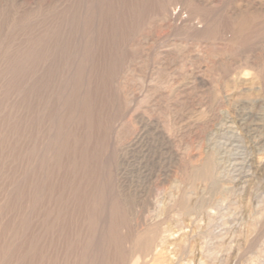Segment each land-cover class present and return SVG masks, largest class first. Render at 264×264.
Masks as SVG:
<instances>
[{"label": "rangeland", "instance_id": "1", "mask_svg": "<svg viewBox=\"0 0 264 264\" xmlns=\"http://www.w3.org/2000/svg\"><path fill=\"white\" fill-rule=\"evenodd\" d=\"M256 115L264 0H0V264H264Z\"/></svg>", "mask_w": 264, "mask_h": 264}, {"label": "bare ground", "instance_id": "2", "mask_svg": "<svg viewBox=\"0 0 264 264\" xmlns=\"http://www.w3.org/2000/svg\"><path fill=\"white\" fill-rule=\"evenodd\" d=\"M13 1V0H12ZM40 2V1H39ZM15 5V4H14ZM107 8V7H106ZM35 17V16H34ZM86 33V32H85ZM75 46V45H74ZM100 47V46H99ZM190 48V47H189ZM56 54V53H55ZM77 54V53H76ZM62 56V55H61ZM68 58V57H67ZM56 60H57V58H56ZM108 60V59H107ZM60 61V60H59ZM220 61V60H219ZM236 61V60H235ZM47 62V61H46ZM56 62V61H55ZM43 63V62H42ZM62 63H64V62H62ZM70 63V62H69ZM68 63V64H69ZM117 64V63H116ZM64 65V64H63ZM71 65H72V63H71ZM40 66V65H39ZM204 66V65H203ZM42 67V66H41ZM65 67V66H64ZM66 67H67V65H66ZM70 68V67H69ZM57 69V68H56ZM68 69V68H67ZM61 70H63V68L61 69ZM60 70V71H61ZM113 70V69H112ZM46 72V71H45ZM50 72V71H49ZM56 72V71H55ZM69 72V71H68ZM53 73H54V71H53ZM38 74H40V73H38ZM55 74V73H54ZM95 74V73H94ZM36 75V74H35ZM51 75V74H50ZM47 76V75H46ZM52 76V75H51ZM104 76V75H103ZM62 77H63V75H62ZM101 77V76H100ZM41 79V78H40ZM46 79V78H45ZM38 80V79H37ZM43 81V80H42ZM46 81V80H45ZM53 83H54V81H53ZM66 83V82H65ZM39 84V83H38ZM56 85V84H55ZM39 87V86H38ZM44 87V86H43ZM55 87V86H54ZM65 88V87H64ZM42 89V88H41ZM44 90V89H43ZM49 90V89H48ZM47 90V91H48ZM214 90V89H213ZM39 91V90H38ZM45 91V90H44ZM49 94V93H48ZM105 94V93H104ZM220 94V93H219ZM218 94V96H217V99L220 101L221 100V95H219ZM108 95V94H107ZM40 96H41V93H40ZM45 96V95H44ZM216 97V96H215ZM43 98V97H42ZM45 98V97H44ZM52 98V97H51ZM42 101V100H41ZM52 101V100H51ZM58 101V100H57ZM187 101V100H186ZM54 102V101H53ZM123 102V101H122ZM56 103V102H55ZM105 103V102H104ZM111 103V102H110ZM39 104H40V102H39ZM44 104H45V101H44ZM50 104V103H49ZM57 104V103H56ZM123 104V103H122ZM56 108V107H55ZM97 108V107H96ZM119 108V107H118ZM53 109H54V107H53ZM52 110V109H51ZM112 110V109H111ZM48 111V110H47ZM43 116H45V115H43ZM46 117V116H45ZM264 118V116L263 115H256V119H254V120H259V121H261L262 119ZM41 120H43V117H42V119ZM262 121H264V120H262ZM261 121V122H262ZM254 122V121H253ZM47 123V122H46ZM45 123V124H46ZM260 123V122H259ZM43 128H45V126L43 127ZM44 138V137H43ZM15 173V172H14ZM38 181V180H37ZM34 182V181H33ZM17 183V182H16ZM31 183V182H30ZM34 185V184H33ZM46 187V186H45ZM53 201V200H52Z\"/></svg>", "mask_w": 264, "mask_h": 264}]
</instances>
